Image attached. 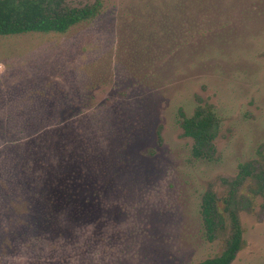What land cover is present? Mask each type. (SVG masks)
Here are the masks:
<instances>
[{
	"label": "rangeland",
	"instance_id": "obj_1",
	"mask_svg": "<svg viewBox=\"0 0 264 264\" xmlns=\"http://www.w3.org/2000/svg\"><path fill=\"white\" fill-rule=\"evenodd\" d=\"M99 1L64 33L0 35L3 225L24 221L19 180L53 179L52 231L15 236L2 264H193L223 249L228 210L229 264H264V195L235 182L239 163L264 169V0ZM197 105L217 119L207 158L180 127Z\"/></svg>",
	"mask_w": 264,
	"mask_h": 264
},
{
	"label": "trees",
	"instance_id": "obj_2",
	"mask_svg": "<svg viewBox=\"0 0 264 264\" xmlns=\"http://www.w3.org/2000/svg\"><path fill=\"white\" fill-rule=\"evenodd\" d=\"M101 8V2L94 0L80 6H70L65 0H0V35L21 34L27 32L64 33L71 27L95 18ZM43 101V98H42ZM180 127L184 136L192 140L191 154L195 158H207L213 150L214 128L217 125L216 116L209 106H195L193 112L186 116L179 111ZM5 154V151L1 153ZM1 167V165H0ZM254 169L249 163L237 165L236 180H252L255 193L264 195V169ZM10 177V174H9ZM0 180L2 181L1 171ZM53 179L50 171L39 173L19 180V199L23 205L24 221L16 226L5 227L0 211V264L7 246L15 236L27 240V246L34 244L31 235L37 231L50 230L51 206H48L52 195ZM9 198L0 191V205ZM199 213L207 237L221 223V215L209 194L203 196ZM230 228L223 249L214 256L202 259L193 264H229L239 250L242 237L236 213L229 211ZM47 222V229H42V223ZM33 232L31 235L30 233ZM35 260L22 264H34Z\"/></svg>",
	"mask_w": 264,
	"mask_h": 264
}]
</instances>
